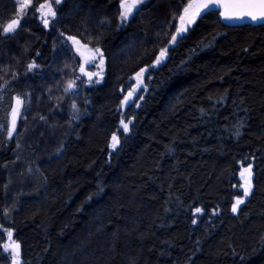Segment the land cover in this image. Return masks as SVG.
I'll list each match as a JSON object with an SVG mask.
<instances>
[{
	"label": "trees",
	"instance_id": "16d2710c",
	"mask_svg": "<svg viewBox=\"0 0 264 264\" xmlns=\"http://www.w3.org/2000/svg\"><path fill=\"white\" fill-rule=\"evenodd\" d=\"M20 2L0 0V264H264V24L213 10L172 41L191 0Z\"/></svg>",
	"mask_w": 264,
	"mask_h": 264
},
{
	"label": "snow or ice",
	"instance_id": "6c2138e0",
	"mask_svg": "<svg viewBox=\"0 0 264 264\" xmlns=\"http://www.w3.org/2000/svg\"><path fill=\"white\" fill-rule=\"evenodd\" d=\"M61 2V0H55V3L56 4H59ZM144 0H131V3H129V0H121V8L123 9V11L121 12V18L123 20H127L128 16L132 13L133 9H136L137 8V5L138 4H141L143 3ZM30 3H31V0H22V2L19 3V11L21 13H23V11L30 6ZM238 7L240 8H243V9H248V11H245L243 12L241 15H238V16H232V15H225V19H242L245 15L250 17L252 20H264V0H239V3L237 5ZM45 5L44 4H41L40 5V8H44ZM210 7V3H204L202 5V9H207ZM47 8H48V12H47V15H51L52 17H55L56 16V12L53 11L51 5H47ZM191 8V5H188L187 7L184 8V13H188L189 12V9ZM202 9H197V12L195 13V15H199L200 11ZM258 9L259 12L257 13L256 10ZM180 21L182 24H190L192 22V19L191 18H188L186 19L184 15H181L179 17ZM19 23V20H12L11 23H9L6 27H4L3 29V32L5 34L7 33H10V32H13L15 31V27L16 25H18ZM43 23L44 25L47 27L48 26V19H43ZM186 27H180V28H177V31H176V35H173L172 36V41H175L177 36L178 35H181L184 31H186ZM69 40H73L74 43L76 44H79V41H76L74 37H68ZM97 52H99V49H96ZM164 55V52L162 51L161 52V56ZM160 62V59L158 58L156 63L158 64ZM35 67H38L37 65L35 64H32V65H29V70L35 68ZM83 71V69H82ZM142 72L144 71L143 69L141 70ZM91 78V77H90ZM77 79H79V77H77ZM96 83H99V81L97 80ZM75 86V81H71L69 82L68 84V87L65 89V91H68L70 89H72L73 87ZM133 95V93H128V96L125 97V100L122 102V103H127L128 99ZM142 98V97H140ZM17 105H20L22 104V100L17 97ZM73 108H75V105H73ZM19 112V108L15 109L14 112H13V121H12V129L9 130L8 132V136L9 138H11L12 136V131L15 129V115L18 114ZM122 127H123V131L124 132H127L128 131V125L131 123V121H128L127 123H125L124 120H121L120 121ZM238 134V133H237ZM113 144H112V147L115 148L116 145L119 143V140L118 138L113 135ZM244 195L247 196L248 195V189L246 188L245 191H244ZM243 201L241 200H237L236 204L233 205L232 207V211L233 212H236L237 210V206L242 203ZM197 213L201 212V209L197 208L195 210ZM195 223V221H193ZM4 231H7L8 232V236L9 238L11 239L12 237V233L11 231H8L7 229H4ZM9 246H5V250L8 249ZM12 247L14 248V251H16V254H18V249H19V244L18 243H15L13 242V245Z\"/></svg>",
	"mask_w": 264,
	"mask_h": 264
},
{
	"label": "water",
	"instance_id": "95a60500",
	"mask_svg": "<svg viewBox=\"0 0 264 264\" xmlns=\"http://www.w3.org/2000/svg\"><path fill=\"white\" fill-rule=\"evenodd\" d=\"M204 3H210V7L207 9H202V5ZM239 0H191V6L192 9H189V12L186 14L184 11L181 13V15H184L186 19L191 18L192 20L196 17L199 16L203 13H206L208 11H217L219 13V18L221 21L230 26L234 25H241V24H264V20H252L248 16H244L242 19H225V15H232V16H238L241 15L243 12L248 11V9H243L238 7ZM197 9H202L199 13V15H195L197 12ZM257 13L259 12L258 9L254 10ZM180 15V16H181ZM18 20V19H16ZM179 26L180 27H186V29L189 28L190 24H182L180 19H179ZM68 37H74L76 41H78V38L73 35L65 34V38L69 41L73 47L78 48V44L74 43L73 40H69ZM80 52L84 54V51L81 49ZM87 64V61L84 62L83 67H85ZM134 88V85H132L130 88H128L122 98V102L125 100V97L128 96V93H132V90ZM132 101V96L128 99L127 103L123 104H129ZM246 179H251V172H248L246 175ZM15 243H18L20 246V242L17 240ZM13 243L10 244V247L12 248L13 252L16 254V251H14V248L12 247ZM21 252V246L18 249V254L19 255Z\"/></svg>",
	"mask_w": 264,
	"mask_h": 264
},
{
	"label": "rangeland",
	"instance_id": "374dc122",
	"mask_svg": "<svg viewBox=\"0 0 264 264\" xmlns=\"http://www.w3.org/2000/svg\"><path fill=\"white\" fill-rule=\"evenodd\" d=\"M144 1H146V0H144ZM129 3H131V0H129ZM142 4V3H141ZM141 4H138L137 5V8L141 5ZM44 5H45V7L44 8H40V15H39V17L40 18H49V17H51V15H47V12H48V8H47V5H49V2H46V3H44ZM51 5V7L53 8V6H52V4H50ZM136 8V9H137ZM136 9H133V11L134 10H136ZM190 9H192V6H191V8ZM123 11V9L121 8V12ZM133 11H132V13H133ZM131 13V14H132ZM130 14V15H131ZM129 15V16H130ZM19 17H13V18H11L10 19V23H11V21L12 20H14V19H18ZM120 19H122L121 18V15H120ZM19 24V23H18ZM17 26V25H16ZM160 59L161 58V55H158V57H157V59ZM157 59H156V61H157ZM85 61H87V64H88V57H84V58H82V60H81V66L83 67V64H84V62ZM156 61H155V64H157L156 63ZM86 64V65H87ZM29 65H32V63H30ZM86 67V66H85ZM85 67H83V69L85 70ZM138 78L136 79L139 83H138V85L137 86H134V88H133V90H132V93H133V95H132V101L133 100H135V97H136V95H137V93H138V90L141 88V84H140V81H141V74H139L138 76H137ZM124 107H125V105H124ZM18 107L16 106V107H14L13 108V110H12V114H11V119H10V123H11V126H12V121H13V112H14V110L15 109H17ZM16 120H17V114L15 115V125H16ZM122 120H124V119H122ZM121 121V120H120ZM125 121V123H127L128 121H126V120H124ZM129 126H130V124L128 125V130H129ZM119 128H121V129H123V127H122V125H121V123L119 122ZM113 135H115L116 136V134H113ZM113 135H112V137H111V142H110V147L113 149V147H112V144H113ZM248 172H252V165H241V168H240V172H239V177H240V180H241V186L243 187V189H244V191H245V189L247 188L248 189V195H249V192L251 191V188H252V185H251V181H250V179H246V175H247V173ZM9 199H10V201H12V200H14L15 199V196H17L16 194H14L13 192H10L9 194ZM247 195V196H248ZM247 196H245L244 194L242 195V196H239V197H236V199L234 200V202H233V205L234 204H236V202H237V200H241V201H244L246 198H247ZM241 204V203H240ZM239 204V205H240ZM239 205L237 206V208L239 207ZM15 241H17L15 238H13V237H11V239L9 238V236H8V232H7V239H6V241H5V243H4V246H9L8 247V249L12 252V254L14 253L13 252V250H12V248L10 247V244L11 243H13V242H15ZM15 254V253H14ZM16 255V254H15ZM18 256V255H17Z\"/></svg>",
	"mask_w": 264,
	"mask_h": 264
}]
</instances>
